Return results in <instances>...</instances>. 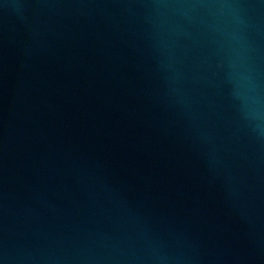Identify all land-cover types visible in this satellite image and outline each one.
Instances as JSON below:
<instances>
[{"label":"water","instance_id":"95a60500","mask_svg":"<svg viewBox=\"0 0 264 264\" xmlns=\"http://www.w3.org/2000/svg\"><path fill=\"white\" fill-rule=\"evenodd\" d=\"M0 264H264V0H0Z\"/></svg>","mask_w":264,"mask_h":264}]
</instances>
